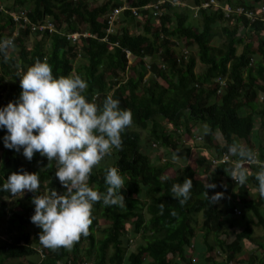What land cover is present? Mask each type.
Wrapping results in <instances>:
<instances>
[{"label": "trees", "instance_id": "16d2710c", "mask_svg": "<svg viewBox=\"0 0 264 264\" xmlns=\"http://www.w3.org/2000/svg\"><path fill=\"white\" fill-rule=\"evenodd\" d=\"M128 1L107 0L92 6L86 0H0L7 11L26 9L30 21L48 19L56 27L52 33L20 30L14 38V22L0 10V41L12 38L18 48V54H9L7 62L0 53V109L19 100V79L39 59L52 66L54 77L75 74L85 79L89 85L85 95L90 102L102 105L112 95L119 100L121 109L133 113L132 126L122 133V150L113 149V154L93 169L88 182L90 187L105 192L107 169L118 167L126 185L121 189L125 206L94 204L90 234L82 236L70 250L44 247L39 241L41 229L31 222L35 212L33 196L66 191L55 175L56 161L48 164L47 157L39 152L29 161L23 148L20 152L6 148L3 138L7 130L0 127V235L5 236L0 237V264L8 259L20 260L19 264H192L193 256L199 264H227L229 260L233 264H264V233L262 237L254 234L255 227L264 228V198L259 195L255 179L260 167L247 165L250 175L243 186L236 184L225 170L238 160L229 152L233 144L250 148L264 164V148L254 145L250 138L254 129H260L257 120L264 121V12L259 13L261 19L251 21L242 15L226 18L219 7L201 10L198 28L192 22V6L204 0H192L193 5L186 7L165 0L159 15L138 10L145 20L143 30L127 26L129 20L137 18L124 10L116 31L107 34L104 15ZM155 1L133 0L132 4L140 7ZM216 3L255 10L264 0ZM74 31H88L95 36L72 43L65 34ZM29 33L40 36L32 48L22 43ZM219 34L225 36V41L212 44ZM193 47L196 53L190 50ZM126 49L134 56L131 62ZM77 57L82 62L75 69L73 62ZM198 61L203 65L199 73L195 70ZM218 76L226 77L220 93L217 91L222 86L214 81ZM201 124H206L207 130L201 131ZM141 130L147 132L146 137L141 136ZM184 134L200 137L214 157L227 152L230 162L212 165L213 156L202 153L196 159L197 168L186 165L173 171L171 156L175 152L183 150L190 155V143L183 145L178 139ZM217 135L221 138L218 143L214 142ZM158 144L161 149L168 148L157 156L163 157L161 162L151 157ZM23 171L39 175V192L25 191L23 199L9 207L3 198L13 196L3 191L2 185L13 172ZM209 172L217 185L215 189H205ZM164 175L170 179L162 181ZM185 178L193 180V189L190 199L180 206L170 188ZM206 192L209 197L226 192L224 195L237 200L230 197L226 203L209 204ZM161 203L165 205L163 213ZM235 209L239 215H235ZM173 211L175 216L171 215ZM235 216L245 218V223ZM100 219L107 222L105 227L100 228ZM197 229L205 244L199 257ZM136 235L141 240L131 250L129 245ZM248 241L256 243L255 247L248 248ZM39 251L43 256H39Z\"/></svg>", "mask_w": 264, "mask_h": 264}, {"label": "clouds", "instance_id": "9594fccd", "mask_svg": "<svg viewBox=\"0 0 264 264\" xmlns=\"http://www.w3.org/2000/svg\"><path fill=\"white\" fill-rule=\"evenodd\" d=\"M10 50H15L12 39L0 41V53L5 62L9 60ZM19 80L22 89L19 100L10 101L0 109V127L7 130L4 146L16 152L23 148V155L29 161L37 152L47 157L48 164L56 161L55 175L66 191L33 196L35 212L31 222L41 229L39 241L44 247L70 250L82 236L90 234L94 204L125 206L121 189L126 185L118 167L107 169L105 192L90 187L88 182L93 169L106 156H111L113 149L122 150V133L132 126L133 113L130 109H121L119 100L112 95H108L102 105L90 102L85 95L89 87L85 79L75 74L54 77L52 66L39 59ZM177 152L173 154V160ZM229 152L238 160L225 170L236 184H246L250 175L247 165L260 167L255 179L259 195L264 198V164L257 154L240 144L231 145ZM161 179L167 181L170 177L164 175ZM40 186L36 172H13L2 190L22 198L25 191L38 193ZM216 187L214 182L205 184V189ZM192 189L193 180L185 178L183 183L172 184L170 194L184 206ZM206 195L212 204L221 200L224 193L216 192L209 197L206 192ZM164 208L161 203V213ZM171 215L175 216L176 212Z\"/></svg>", "mask_w": 264, "mask_h": 264}, {"label": "rangeland", "instance_id": "374dc122", "mask_svg": "<svg viewBox=\"0 0 264 264\" xmlns=\"http://www.w3.org/2000/svg\"><path fill=\"white\" fill-rule=\"evenodd\" d=\"M86 1H88V3L90 5L94 6V5H99L100 3H103V2H105L107 0H86ZM169 1L174 2L176 4H180V6H185V7L187 5H191V6L193 5L192 0H169ZM215 1H217L218 3H224V1H226V0H215ZM229 1H232V0H229ZM233 1H235V0H233ZM246 1L249 2V0H246ZM4 4H5V6H8V3L7 4L4 3ZM140 17L141 16H137L136 17L137 20H135V21H132V20H129L128 19L129 21L127 22V26L130 27V28H133L136 31H138V29L139 30H143V27H144L143 24H144L145 20L143 21L142 18H140ZM192 20L191 21L193 22V24L196 27L199 28L201 26V22H200V19L198 17H194L193 16L192 17ZM139 21H141V22L139 23ZM137 25H139V26H137ZM215 29L217 31L219 30L218 27H216ZM242 32H241V34H242ZM253 39H254V43H256L255 37H253ZM38 40H40V36H34L33 33H29L26 37L23 38V42L22 43L26 47L32 48L33 45H34V43L36 41H38ZM224 41H225V36L222 35V34H219L214 39H212L211 43L212 44L214 43V44L221 45ZM45 42H47V41H44L42 44L44 45V48H47L48 47V43H45ZM190 50L193 53H196V47H193ZM240 51H241V47H238L237 48V53H239ZM9 54L10 55L11 54L17 55L18 54V48L15 46V50L14 51L13 50H10V53ZM80 61L82 62V58L81 57H77V59H75V63L73 62V65H74V68L75 69H76V67L78 65H80ZM202 69H203V65L198 61L195 70H196L197 73H199V72L202 71ZM260 122H261V124H260ZM256 126H259L260 129H254L251 132V135H250L251 141H252V143H254V145H256V146L261 145L264 148V121L257 120ZM201 128H202L201 131H205V130H207V125L206 124L205 125L204 124H201ZM198 131H200V130H198ZM140 134H141L142 137H146L147 136V132L146 131H143V130L140 131ZM178 139L180 140V143L183 144V145H184L183 141L184 142H186V141L192 142L193 145H191V146H193V148H190V152H192V154H190L189 156H187L184 151H181V153H179V154L177 153L178 155H177V157L175 159L176 162L173 160V164L176 167L175 169H172L173 171H178L180 168H183L184 166H186L188 164H190V166H192V167L197 168L198 166H196V164H195V160H196L195 158L197 157V153H199V151H201V153H205L207 156H209L208 154L212 152V150L210 148H207V147H205L203 145L204 144V141H201V138L200 139L199 138L198 139H195V138H193L192 135L191 136H187V135L184 134V135H181ZM220 141H221V138L219 137V135H217V138H214V142L218 143ZM197 146H199V147H197ZM166 149H168V148H166ZM160 151H161V146L158 144L157 150L152 151V153H151V154H155V156L152 155V158L154 160H155L154 157H157V156H159L161 154ZM0 153H1V148H0ZM207 183H208V181H207ZM232 185L234 186L233 188L236 189V185L234 183ZM235 189H234V193H235ZM223 193L225 194L226 192H223ZM23 197H24V195H23ZM23 197L22 198L11 197V198H3V199L7 203V206L11 207V206H13L15 204V201L17 199H23ZM230 197L233 200H237V197L232 196V195H229V194H226L216 204H218V205L219 204H222V203H224ZM248 216H250V215H248ZM234 218L237 219L238 217L235 216ZM245 220H246L245 218L239 217L237 221H241V222L245 223ZM99 222H100L99 223L100 228L105 227L107 225V222L104 219H100ZM33 226L35 227L36 225L33 224ZM33 226L31 227V229L33 228ZM198 229H200V228L198 227ZM198 229L196 230V232H198V236L196 237V252H199L200 253L201 252L200 251V248L201 249H204L205 244L203 243L202 234L198 231ZM99 230L100 229H97V232H96L97 235H100L99 234L100 233ZM263 233H264V228L263 227H255L254 228V234H255V236L262 237V234ZM0 237L2 239H5V236L4 235H0ZM222 238H224V237H222ZM140 240H141V236L140 235H136V236L132 237V242H130L129 249L134 250L135 247H136V245H137V243H139ZM261 242L264 243V240H261ZM255 245H256V243H253L251 241L246 242V246L248 248H254ZM259 254H260V251H259ZM34 258L36 259V258H38V256L35 255ZM229 262H230V260L227 262V264H229ZM19 263H20V260H17V259H8V260L5 261L4 264H19Z\"/></svg>", "mask_w": 264, "mask_h": 264}, {"label": "built area", "instance_id": "2783aa9c", "mask_svg": "<svg viewBox=\"0 0 264 264\" xmlns=\"http://www.w3.org/2000/svg\"><path fill=\"white\" fill-rule=\"evenodd\" d=\"M165 0H157L154 3H147L144 4L143 6L140 7H135L133 6L132 2L133 0H129L126 2L122 7H115L109 10L105 15L104 19L106 22V32L107 34H112L116 31L117 25L121 22L120 17L122 16V13L124 10H129L131 15L134 17L139 16L138 10L142 9L150 13L152 16L159 15L160 14V6ZM219 7L220 9L223 10L225 17L229 18L230 16H244L251 21L256 20L257 18H260L259 13L264 12V4L261 3L259 7L255 10L247 8L246 6L243 5H220L217 4L215 0H204L202 1L199 5L193 6L192 10L193 16L198 17L199 12L201 10H211L212 8ZM0 10L7 12L11 18L12 21L14 22V28H13V36L12 37H17L19 34L20 30H25L28 29L29 32H36V33H43V32H49L52 33L53 31L56 30L55 24L51 20H43L39 22H32L26 15V9H21L18 12H13V11H7L4 9L3 4L0 3ZM264 20V18H262ZM66 38L71 40L72 43L77 42L80 38H86V37H94L95 35L91 34L88 31H74L65 34ZM14 37V38H15ZM12 39V38H10ZM105 40L106 38H102ZM13 40V39H12ZM125 55L128 59L129 62H131L134 59L133 54L131 51L128 49L125 50ZM147 59V58H146ZM147 68L149 66L147 65ZM215 82H218L221 88L218 89L217 93H220L223 89V87L226 84V77L218 76L214 79ZM200 139V137H197V139ZM153 147H156V143L152 144ZM231 158L227 152H222V154L219 157H210V161L212 165H217L219 163H227L230 162ZM235 215H239L240 211L238 209L234 210ZM39 256H43L41 251L38 252ZM192 264H199L198 260L196 257L191 258ZM68 264H73L69 262ZM84 264H93L91 261H87ZM229 264H233L231 261Z\"/></svg>", "mask_w": 264, "mask_h": 264}, {"label": "crops", "instance_id": "0c3cea01", "mask_svg": "<svg viewBox=\"0 0 264 264\" xmlns=\"http://www.w3.org/2000/svg\"><path fill=\"white\" fill-rule=\"evenodd\" d=\"M196 128H197V126H196ZM197 129H198V128H197ZM198 132H199V131H198ZM216 138H217V137H216ZM195 139H197V138H195ZM183 143H184V144L190 143V146L193 145V143L190 142V141H186V142L183 141ZM197 147H199V146H197ZM190 148H193V146H191ZM167 150H168V149L162 147V149H161V151H160V152H161V155L165 154V153L167 152ZM152 151H155V150H152ZM152 151H151V153H152ZM181 151H183V150H181ZM181 151H179V152H177V153L179 154V153H181ZM200 153H201V151H199V153H197V157L200 155ZM178 154H177V155H178ZM190 154H192V152H190ZM201 154H202V153H201ZM152 155L155 156V154H151V157H152ZM208 155H209V156H213V153L211 152V153H209ZM197 157H196L195 159H197ZM154 158H155V160H158V161H160V162L163 160V157H162V156L160 157V159H158L157 157H154ZM152 160H154V159L152 158ZM171 161L173 162V155L171 156ZM174 161L176 162V160H174ZM196 161H197V160H195V164H196ZM188 165H190V164H188ZM182 167H183V166H182ZM175 168H176V167H173V169H175ZM210 172H211V171H210ZM210 172H209L208 175H207L208 177H207V176H206L207 178L205 177V181H206V182L208 181V183H211V182L213 181V180L211 179L212 174H211ZM227 201H228V200H227ZM227 201H226V202H227ZM226 202H225V203H226ZM236 228H239V227L237 226ZM201 250H202V249L200 248V251H201ZM196 254H197V256L199 257V254H200V253L196 252Z\"/></svg>", "mask_w": 264, "mask_h": 264}]
</instances>
